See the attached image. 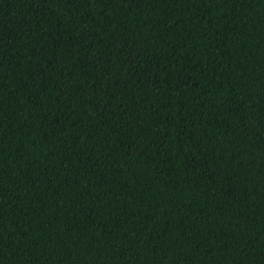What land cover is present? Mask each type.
I'll use <instances>...</instances> for the list:
<instances>
[{
	"label": "trees",
	"instance_id": "16d2710c",
	"mask_svg": "<svg viewBox=\"0 0 264 264\" xmlns=\"http://www.w3.org/2000/svg\"><path fill=\"white\" fill-rule=\"evenodd\" d=\"M0 264H264V0H0Z\"/></svg>",
	"mask_w": 264,
	"mask_h": 264
}]
</instances>
